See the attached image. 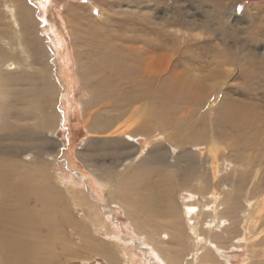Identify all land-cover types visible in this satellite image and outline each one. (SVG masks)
Returning <instances> with one entry per match:
<instances>
[{
    "label": "rangeland",
    "instance_id": "obj_1",
    "mask_svg": "<svg viewBox=\"0 0 264 264\" xmlns=\"http://www.w3.org/2000/svg\"><path fill=\"white\" fill-rule=\"evenodd\" d=\"M258 16L262 22L257 25H264V0H0V54L4 55L0 56L4 60L0 61V171L7 176L0 178L10 182L7 187L12 185L10 190L0 186V211L8 209L11 221L20 218L21 227L34 240L46 235L45 221L60 225L61 245H73L72 255L60 252L57 262L53 259L49 264H264V186L256 192L251 189L252 183L264 179V148L247 152L246 161L215 144L222 155L213 161V175L209 159L202 170L197 150L184 142L207 107L213 111L205 117L214 115L221 94L212 95L206 108L196 109L193 125L184 111L177 113L172 139L150 128L127 146L130 138L115 132L117 126L111 131L101 128L115 113L108 114L102 103L93 104L95 95L88 85L97 76L89 62L96 54L83 43L88 24L100 26L96 29L106 34L140 39L156 37L158 26L179 17L196 23L187 32L192 50L201 46L208 57L216 48L233 45L241 60L252 56L248 64L256 65L264 54V43H256L252 27ZM184 31L170 33L182 37ZM239 79L234 72L226 83L234 85ZM260 81L264 84V77ZM20 87L29 92L28 119L23 122L27 131L21 128L30 134L26 139L5 127L12 123L9 109ZM141 113L129 112L116 125L128 134L142 125L147 129ZM191 149L195 162L186 155ZM200 149L207 156L206 147ZM153 151L165 153L159 156L165 164L154 160ZM252 159L259 165L249 172ZM193 167L194 178L183 186ZM157 170L167 184L159 186ZM239 173L248 174L249 182L237 206L227 177ZM149 182L154 184L152 190L145 188ZM144 201H151L150 208ZM184 211L190 217L200 213L193 234ZM214 217L222 219L219 229L214 228L218 220L211 223ZM11 221L7 224L13 225ZM229 224L234 230L229 231ZM209 233L212 243L205 247L202 239ZM144 237L151 247L143 243Z\"/></svg>",
    "mask_w": 264,
    "mask_h": 264
},
{
    "label": "bare ground",
    "instance_id": "obj_2",
    "mask_svg": "<svg viewBox=\"0 0 264 264\" xmlns=\"http://www.w3.org/2000/svg\"><path fill=\"white\" fill-rule=\"evenodd\" d=\"M261 20V16L256 17L252 25L256 32V43L260 41L264 43V25H257L258 21L259 23L262 22ZM225 24H227L226 26L229 28L226 21ZM96 27L99 28L100 26L88 24L85 29L87 30V34L83 36V43L87 51L89 48H94V54H96L91 58L92 62H89L97 76L96 82L88 85L95 95V102L93 104L102 103L103 110L109 109L108 114L115 113L112 117H108L102 125L101 128H104L105 131H111L117 126L118 128L115 132L130 138V140L126 141L127 146L133 145L131 142H136V137L139 135H143L144 132L147 134L151 131L150 128H154L155 130L159 129V131L164 132L163 134L167 136L169 140L172 139L173 126L177 125V122L173 121V117L177 115V113L184 111L188 122L193 125L191 118L194 117L193 114L197 111L196 109L202 108L203 106L206 108L212 95L221 94L220 102L215 107L214 115L211 116V114H209V117H205L207 111H213L207 107V110L205 109L206 112L201 113L197 117V120L199 119L196 123L197 125L190 127L189 135H187L184 141L187 143L186 145H190L192 149L197 150L195 153L198 154L199 158L197 163H199L200 168L202 169V165L209 159L207 164L212 174L215 175L214 168L216 167H213V161H215L218 155H222L220 152L215 151V144H220L228 148L229 152L232 151V157L241 158L246 161H249L247 152L252 151L253 153L256 150H263L264 84H261L260 79L264 77V54H260L259 57L262 58L260 62L255 63L256 65H252L248 64L249 61L252 60V56H247L245 59L241 60L237 51L233 49V45L228 47L220 45V48H216L215 51H212L211 55L206 57L205 52L207 50L201 52V46L192 50L189 45L191 39L187 32L196 28V23L185 21V19L179 17H173L171 20L165 21L164 25L161 24V26H158L159 35L157 34L156 37L152 36L151 38L150 36H146L145 38L139 37L140 39H138V37H126L115 32L106 34L102 29H96ZM232 27H234V25ZM90 29H94L95 31L91 32ZM180 29L185 30L182 37L172 35L174 33H180ZM99 34H101L100 41L98 40L99 38L97 39ZM140 43V46L137 45ZM179 45H181L180 49L178 48ZM203 55L206 58H203ZM0 56L4 55L0 54ZM243 64L246 65L243 66ZM236 65H238V67H236ZM85 68H87V63L85 64ZM240 68L242 69L241 71ZM234 72L235 78H240L239 81L241 82L228 85L226 81L230 76L234 75ZM220 77L221 79L218 80L217 78ZM238 84L240 86L239 88L242 87L245 89L240 91ZM15 85H17V82L14 79V86ZM27 92L28 90L20 87L16 90V93H14L13 102L11 101L13 104L9 109L11 110L10 118L12 121L9 125L13 126L12 128L9 125L7 126V124L5 126L6 129L11 131L10 134L18 135L24 139L30 135L29 133L21 132L22 126L25 127L23 122L28 119V98H26V96H28L29 92ZM242 95L243 97L239 98ZM254 101H263V103ZM132 111L136 114L140 111L142 112V117H146L145 119L148 121L147 129L145 125H142L136 127L133 133L130 132L128 134L127 130L124 131L121 126L116 125L123 115ZM151 116L154 117L151 118ZM205 124L207 126H205ZM25 130L27 131L26 127ZM90 130H93L92 126L89 127V131ZM147 136H149V134ZM203 146L207 149V156H205L200 149V147ZM192 149L188 151L186 155L192 162H195L193 158L194 150ZM158 152L159 151L154 152V160L161 161L159 156H163L165 153L159 154ZM256 158L260 160L259 156ZM161 163L164 162L161 161ZM168 165L170 164L168 163ZM255 165L258 166L259 164L252 159V162L249 163V166H252V168H247V170L252 172ZM233 166L235 167V165ZM194 174V167L188 170L187 179H184L183 186H187L186 184H188V181L190 182L194 178ZM0 175L7 177L5 173L1 171ZM157 175L160 178L159 186L160 184H167L161 170H157ZM246 175L248 174L239 173L237 177L235 175H233V177H227L232 194H234L232 195V200L237 206L238 197L244 190L246 183L249 182ZM94 177L97 182H101L96 176ZM4 180L6 179L0 178V186L4 190H10L12 185L7 187L6 185L10 182L6 183ZM212 182H215V179H213ZM219 182L221 183V181ZM153 185L152 182H149L145 185V188L152 190ZM252 185V191H259V188L264 186V179L259 180V182L255 184L252 183ZM222 194L223 193L218 194V196L220 197ZM37 197L41 199L40 196ZM155 201L156 203H154V206L158 207L160 201L158 199ZM219 202L220 200L218 204ZM252 203L255 204L254 202ZM260 203L261 202H259V204ZM150 204L151 201H144V206H149L150 208ZM262 204H264V200ZM218 206H220V204ZM237 206H235V209ZM192 207L193 206H190L189 208ZM185 210H187V207H185ZM198 210L200 211V209ZM259 211L260 210H258V212ZM189 214L190 213H187V211H184L183 216L185 222H190V224H187H189V229L192 232L191 234H193L197 229L196 222L198 221V215H200V213H195L197 215L192 217H190ZM8 218V209L1 210L0 264H49L53 259L57 262L58 258H60V252L63 255H72L73 245L69 242L61 245L63 237L61 236L60 225H57L54 221H45L42 229L46 231V235H36L34 240L30 234L29 236L31 238L28 236V230L21 227L20 218L15 217L14 221H11V218L8 220ZM235 218H237V216ZM215 220H218V223H215L216 225L214 228L219 229V224L222 223V219L219 220L214 217L211 223L215 222ZM9 221H11L13 225H8L7 223ZM233 224L235 225V222ZM232 225L229 224V231L234 230ZM243 235L245 236V234ZM211 236L209 233L208 236L202 239L205 247L212 243ZM143 239L144 244L149 247L152 246L151 242L145 240V237ZM194 261L198 263L199 258L196 257Z\"/></svg>",
    "mask_w": 264,
    "mask_h": 264
}]
</instances>
